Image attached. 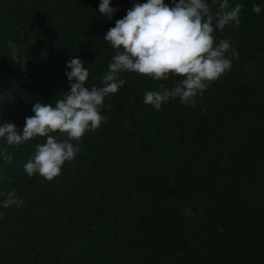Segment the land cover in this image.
Instances as JSON below:
<instances>
[{"label": "trees", "instance_id": "trees-1", "mask_svg": "<svg viewBox=\"0 0 264 264\" xmlns=\"http://www.w3.org/2000/svg\"><path fill=\"white\" fill-rule=\"evenodd\" d=\"M133 2L145 0H112L108 20L100 0H0V123L22 132L36 102L70 92L73 57L101 86L115 54L103 37ZM230 3L243 5L240 24L214 35L237 54L195 107L156 110L145 93L177 81L122 73L101 126L52 181L23 168L46 138L0 141L13 156L0 200L25 201L0 208V264H264V0Z\"/></svg>", "mask_w": 264, "mask_h": 264}, {"label": "clouds", "instance_id": "clouds-1", "mask_svg": "<svg viewBox=\"0 0 264 264\" xmlns=\"http://www.w3.org/2000/svg\"><path fill=\"white\" fill-rule=\"evenodd\" d=\"M172 3L170 7L165 0L133 2L126 15L116 20L103 37L115 54L101 78V86H86L90 72L81 59L73 57L65 71L70 92L62 93L54 103L36 102L32 107L34 115L26 118L22 132L13 123H0V141L9 147L46 138L36 145L35 154L23 166L29 177L39 175L52 181L61 175L63 165L81 151L79 144L85 134L101 126L105 99L125 85L122 73L158 81L175 79L171 88L161 85L160 90L145 93L143 102L159 110L177 99L195 107L196 98L230 70L236 50L227 39L217 42L214 33L239 26L243 5L213 0L219 5V11L213 14L208 0ZM111 5L112 0H100L99 13L108 20L117 12ZM252 11L259 15L262 8L253 5ZM9 47L15 45L9 41ZM12 159V154L0 150V162L10 163ZM24 203L11 191L0 200V208H21Z\"/></svg>", "mask_w": 264, "mask_h": 264}]
</instances>
